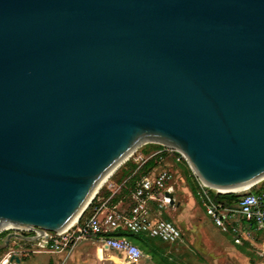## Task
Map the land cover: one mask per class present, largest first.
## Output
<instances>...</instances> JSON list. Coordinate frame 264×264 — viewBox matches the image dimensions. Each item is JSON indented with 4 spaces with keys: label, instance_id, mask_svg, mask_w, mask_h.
<instances>
[{
    "label": "water",
    "instance_id": "1",
    "mask_svg": "<svg viewBox=\"0 0 264 264\" xmlns=\"http://www.w3.org/2000/svg\"><path fill=\"white\" fill-rule=\"evenodd\" d=\"M148 143L264 180V0H0V233L62 232Z\"/></svg>",
    "mask_w": 264,
    "mask_h": 264
},
{
    "label": "built area",
    "instance_id": "2",
    "mask_svg": "<svg viewBox=\"0 0 264 264\" xmlns=\"http://www.w3.org/2000/svg\"><path fill=\"white\" fill-rule=\"evenodd\" d=\"M165 150L174 151L168 147H165ZM158 153L160 152L147 158L139 155L136 160L142 159L143 162ZM179 154L186 161L185 157ZM197 180L198 195L206 215L218 229L231 234L236 245H255L256 238L264 239V189L257 188L253 191L248 189L243 193H234L238 195L237 200L228 201L217 198V195L225 193L207 186L198 177ZM173 181L174 174L171 170L153 172L142 177L131 192V204L126 209L118 208L112 203L113 196L121 190L124 183L116 185L111 181L106 186L111 194L109 196L102 194L100 192L102 187L89 204L91 206L89 214L81 216L76 223L60 233L44 231L41 235L37 228L10 230L35 238L19 241L35 243L40 248L37 252L47 250L52 253H67L78 243L93 239L97 240L103 249L116 252L131 262L151 258L128 237L114 233L127 231L145 234L168 244L181 242L183 238L181 229L173 221L155 217L152 213L153 202L157 203L160 209L175 204ZM18 245L19 247L16 245L12 252L4 256L0 264H24L17 253L23 246ZM258 254L264 260V246L258 250ZM15 258L19 260L16 261Z\"/></svg>",
    "mask_w": 264,
    "mask_h": 264
},
{
    "label": "rangeland",
    "instance_id": "3",
    "mask_svg": "<svg viewBox=\"0 0 264 264\" xmlns=\"http://www.w3.org/2000/svg\"><path fill=\"white\" fill-rule=\"evenodd\" d=\"M151 144L153 143H148L140 146L128 158V160H126L108 178L106 183L102 186L103 188L102 187L101 188L106 189V186L111 181L114 184L119 185L117 184V182L122 179V172H121L122 167H124L126 162L128 161L141 163L142 159L139 160L136 159L139 157V155H142L143 150H149L150 155L154 153V151H156L158 148L157 149L152 148ZM175 152L179 153L176 150L171 151L170 154H168L167 157L164 158L159 163L158 167L154 170V172L158 173L159 171L162 170H171L172 173L174 174V181L176 179L178 180L177 185H180L181 188L186 187L190 190L196 201L194 208L192 210L193 212L192 223L195 224L196 226L194 228V227H190L192 225L185 224V227L182 228V236L185 243L179 245H167L159 240H155L153 242L159 245L161 248H163L167 253H169L168 261L171 264H239L240 262L238 259H236L235 257L234 258L230 257L228 250L226 248L227 246H231L240 249L239 247H235L236 245L233 242V237L231 234L224 233L220 229L214 227L211 224L207 226L204 223L202 224L207 229L200 228V226L198 227V225H201L200 222L202 221V218L207 219V221H209V217L206 215V212L201 204L198 195V180L188 163L187 164L189 166L188 167L189 171L187 170V168L184 166L183 163L176 161V154H174ZM194 183L197 186L196 188L197 194H194L191 190V184L194 185ZM263 183L264 180L248 189H251L252 191L256 190L257 188H260ZM248 189L242 191L241 193L247 191ZM182 191L183 190L179 192L181 194L180 195L181 198H182ZM119 192L120 191H118L116 194H119ZM120 197H121V201L123 202L122 204L123 208L125 209L128 208L131 204V198L128 195H123V196L121 195ZM9 232H11V230L6 229L0 233V238H2V240L0 241V245L4 244L5 237ZM16 241L17 239H13L9 247L1 249L0 261L4 258L6 254L12 252L16 245L21 244L23 246V249L20 248L21 250H19V252L17 253L20 255L22 261L25 262V264H48L51 255L43 252L38 253L37 251H39L40 248L35 243L20 242V241L16 243ZM222 241H224L225 244H222ZM84 245L85 243L83 241L77 244V247L74 252L75 256L78 255L80 250L85 247ZM241 252H243V254L247 256L253 255L247 247H244L241 250ZM76 260L72 261L71 263H76ZM256 260L258 259L256 258ZM92 264H114V263L111 260L95 259L92 262Z\"/></svg>",
    "mask_w": 264,
    "mask_h": 264
},
{
    "label": "crops",
    "instance_id": "4",
    "mask_svg": "<svg viewBox=\"0 0 264 264\" xmlns=\"http://www.w3.org/2000/svg\"><path fill=\"white\" fill-rule=\"evenodd\" d=\"M178 180L176 179L173 182L174 188H175V193H174V198H175V204L173 206H170L165 209H160L157 205V203L153 202L152 203V213L155 217L158 218H163L166 220L173 221L182 231V228L185 227V224L192 225L190 227L195 228V224H193V208L195 205V198L193 197L192 193L190 190L186 187L181 188L180 185H177ZM181 190L182 191V198L181 194L179 193ZM123 202L120 200L119 202L116 203L118 208L124 209L123 208ZM207 218V217H206ZM202 222V223H201ZM200 222L201 225L200 228H205L202 224L204 223L206 226L211 224L214 227H216L211 220L207 221V219H203ZM208 223V224H207ZM183 237V236H182ZM259 240V241H257ZM255 240V245H250V244H245L243 246L236 245L235 247H239L240 249L227 246L228 253L230 257H235L236 259L239 260V264H264V260L260 255L258 254V250L264 246V239H257ZM19 242V240L16 241V243ZM21 242V241H20ZM85 243V247L80 250L78 255L75 256L74 252L77 247V245L70 251V252H61V253H52L47 250H44L43 253L51 255V258L48 262V264H92V262L95 259L99 260H111L114 264H153L155 263L152 258H142L136 262H131L125 258H123L121 255H119L116 252L110 251V250H105L102 248L101 244L97 240H87L83 241ZM162 242V241H161ZM234 242V241H233ZM164 243V242H162ZM185 243L184 239L182 238V241L176 244H168L167 245H179ZM222 244H225L224 241H222ZM247 247L253 255L247 256L244 255L241 250ZM40 253V252H38ZM150 256V255H149ZM151 257V256H150ZM256 258L258 260H256ZM78 259V260H76ZM116 259L119 260V262L116 261ZM76 263H71L72 261H75ZM25 264V262H23Z\"/></svg>",
    "mask_w": 264,
    "mask_h": 264
},
{
    "label": "trees",
    "instance_id": "5",
    "mask_svg": "<svg viewBox=\"0 0 264 264\" xmlns=\"http://www.w3.org/2000/svg\"><path fill=\"white\" fill-rule=\"evenodd\" d=\"M151 147L154 149L158 148L156 151H154V153H156V152H160V153L144 160L141 163H137L134 161L133 162L128 161V162H126L125 166L122 167V169H121L122 179L120 181H118L117 184H119V185L122 183H124V184L121 187L119 194H115L113 196V198H112L113 204H116L117 202H119L121 200V197H120L121 195L122 196L128 195L130 197L131 192L134 190L137 182L142 177H144L146 175H150L151 173H153L154 170L158 167L159 163L164 158H166L167 155L170 154V152H171V151L165 150V147L161 146V145L151 144ZM154 153H152V154H154ZM174 154H176V161L183 163L184 166L189 171V168H188L189 166H188L187 162L181 158V155L179 153H176V152ZM142 155L144 156V158L149 157L150 156L149 150H143ZM190 176H191V174H190ZM196 188H197V186L195 185V183H194V185L191 184V190L194 194H197ZM259 189H264V183L261 185V187ZM100 192L102 194H104L105 196H109L111 194V192L108 191L107 188L101 189ZM217 198L218 199H226L228 201H236L238 198V195L234 194V193L224 194V195L219 194V195H217ZM90 207L91 206H89L84 211L82 217L89 214ZM114 235L128 237L131 241H133L135 244H137L143 250V252L145 254L150 255L151 258L154 260L155 264H171L168 261L169 253H167L163 248H161L159 245H157L153 242L156 239L150 238L145 234H135V233L127 232V231H120L118 233H114ZM4 237H5V234H4ZM1 240H2V238H0V241ZM0 251H1V249H0Z\"/></svg>",
    "mask_w": 264,
    "mask_h": 264
},
{
    "label": "bare ground",
    "instance_id": "6",
    "mask_svg": "<svg viewBox=\"0 0 264 264\" xmlns=\"http://www.w3.org/2000/svg\"><path fill=\"white\" fill-rule=\"evenodd\" d=\"M115 171H116V170L112 171V172L109 173L106 177L103 178V180H102L101 183L99 184L100 186L98 187V191L101 189V187L106 183V181L108 180V178H109V177H110ZM257 183H259V182L250 183V184H247V185H244V186H240V187H236V188H233V189H230V190H217V191H222V192L232 191V192H234V193H241L242 191H244V190H246V189H248V188H250V187L256 185ZM96 194H97V192H96ZM96 194H95V195H96ZM78 219H79V216L75 217V218L72 220V222H71V223H70L65 229L71 227L74 223H76V221H77ZM3 229L6 230V229H18V228L14 227V226H12V225H7V226L3 227ZM43 243H44V241H43ZM116 261L119 262L118 259H116Z\"/></svg>",
    "mask_w": 264,
    "mask_h": 264
}]
</instances>
